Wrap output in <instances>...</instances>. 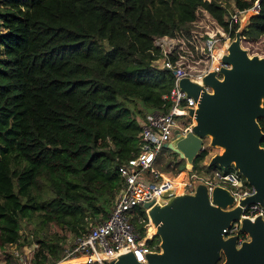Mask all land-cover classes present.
<instances>
[{
	"label": "trees",
	"instance_id": "obj_1",
	"mask_svg": "<svg viewBox=\"0 0 264 264\" xmlns=\"http://www.w3.org/2000/svg\"><path fill=\"white\" fill-rule=\"evenodd\" d=\"M232 1L239 11L260 1L246 28L234 25L242 48L260 53L264 0H0V261L15 264L6 249L31 245L25 222L38 228L33 264H52L64 233L80 236L108 218L142 122L169 108L174 77L155 41L190 35L201 12L229 31ZM174 159L167 173L177 177L187 169ZM143 215L144 224L134 220L141 243L159 251ZM47 229L57 233H39Z\"/></svg>",
	"mask_w": 264,
	"mask_h": 264
},
{
	"label": "water",
	"instance_id": "obj_2",
	"mask_svg": "<svg viewBox=\"0 0 264 264\" xmlns=\"http://www.w3.org/2000/svg\"><path fill=\"white\" fill-rule=\"evenodd\" d=\"M241 30L227 53L219 55L229 66L221 70L222 79L210 73L202 82H180L197 103L190 111L195 126L187 135L176 131L166 149L193 171L204 143L212 136L209 146L225 151L214 156L208 167L235 168L253 193L233 206L229 189L216 186L210 193L206 183L197 181L191 193L184 187L170 188L161 200L145 204L151 222L147 238L161 241L160 251L147 256L149 264H218L222 260V264H264V220L241 218L247 205L264 206V133L259 124L264 119V103L263 108L259 106V100L264 101V58L250 56L242 48ZM238 221L249 236L241 246L237 236L225 238V230ZM111 264L140 263L132 250H126Z\"/></svg>",
	"mask_w": 264,
	"mask_h": 264
},
{
	"label": "built area",
	"instance_id": "obj_3",
	"mask_svg": "<svg viewBox=\"0 0 264 264\" xmlns=\"http://www.w3.org/2000/svg\"><path fill=\"white\" fill-rule=\"evenodd\" d=\"M231 5L233 10L229 8L231 14L229 31L218 25L205 12H201L209 17L208 22L211 24V27L204 30V37L196 35V30L201 28L202 23L197 21L193 24L194 29L191 30L190 35L180 34L176 38L164 37L155 41V46L161 50L163 56L159 65L161 68L170 70L174 77V86L169 96L164 98L169 108L167 112L155 111L148 114L142 122L138 154L119 168L123 186L108 218L80 236L73 235L72 242L64 248L63 256L52 264H111L126 250H132L140 264H149L147 256L158 252L156 248H150L141 243L142 235L134 220L139 224H144L145 219L140 215L139 208L161 200L163 193L172 188L165 182V175L158 169V160L161 153L167 150L166 145L175 137L176 131L187 135L193 131L195 126L190 111L197 108V103L193 97L182 90L180 82L183 79L202 82L210 73H215L217 78L222 79L221 70L229 66L223 63L218 49L236 40L238 31L234 32V25L241 24V16L249 18L261 13L260 1L246 11L235 9L233 1ZM241 28L244 29L242 26ZM174 54L179 56L176 63L170 60V56ZM205 88L208 92H212L210 87L205 86ZM208 146L205 142L201 153L208 151ZM216 178L218 182L214 183L209 179L198 178L192 174L189 182L182 183L181 187L193 189L197 181L206 183L210 193L216 186L226 187L234 197L233 206L237 205L240 199H245L253 193L252 187L239 172L238 174L217 173ZM258 217L264 220V206L260 204L247 205L241 215L242 219L250 220ZM21 235L23 236L22 231ZM233 236L238 237V246L249 238L241 230L240 221L234 222L230 228L225 230V238ZM31 238L32 240L29 239L31 244L37 245L30 260L33 264L39 244L33 236ZM26 258V256H18L19 264L30 263ZM77 258H86V262L75 263Z\"/></svg>",
	"mask_w": 264,
	"mask_h": 264
},
{
	"label": "rangeland",
	"instance_id": "obj_4",
	"mask_svg": "<svg viewBox=\"0 0 264 264\" xmlns=\"http://www.w3.org/2000/svg\"><path fill=\"white\" fill-rule=\"evenodd\" d=\"M230 10H233V8L231 7ZM208 19L209 17L204 14V13H201L199 14V20L201 23L200 27L201 28H198L196 30V35L198 37H204V30L206 31L208 29V27H211V24L208 22ZM240 22H241V26L246 28V26L248 25V22H249V18L247 16H241L240 18ZM192 29H194V26H192ZM262 43V42H261ZM177 44V42H176ZM227 46H228V43H226L222 48H219L218 49V52H219V55H221L222 53H227ZM260 48L261 51L260 53H256L255 55L260 57V58H264V43L261 44L260 46H256V48ZM248 54L250 55L249 51H248ZM255 55H250V56H255ZM211 138H209L208 140H206V143H208V145H210L209 143L211 142L210 141ZM222 147L220 146H211L209 147L208 146V157L206 158V161L205 163H207V165H209L210 163V160L216 156V155H222L224 152L223 150L221 149ZM175 154L174 152L170 151V150H164L161 155H160V158L158 160V169L160 170V172H162L165 177L167 178V180H169L172 184H176L178 185L179 187H181L182 183H187V181L189 182L188 179H190L189 177V174H191L192 171H189V170H184L186 172H181L180 175H178L177 177L175 175H173V173H167V170H168V166H169V163L170 162H173L175 159ZM182 160V159H181ZM183 161V160H182ZM204 163V164H205ZM203 164V166L200 168L201 171H196L195 175L198 177V178H203V179H209L211 180L212 182L216 183L218 182V179L216 178V174L217 173H223V174H227L228 172L230 173H235V174H238L237 170L235 168H229V169H223V168H220V167H213L211 169H207L206 167H204L205 165ZM204 167V168H203ZM203 168V169H202ZM240 176V175H239ZM173 180V182L171 181ZM175 181V182H174ZM193 189L191 188H188L187 189V192L188 193H191ZM187 193V194H188ZM141 212H143L141 214ZM139 213L140 215H143L144 217H148V214L146 212V210L144 208H139ZM149 218V217H148ZM94 226H96V224H91V227L90 228H93ZM149 229V227H148ZM38 231V228L34 225H32L31 223H24V229L22 230V234H23V237H26V239H30L32 240V236L34 237V239H37L36 235H35V232ZM39 233L41 234H54V233H57L55 229H47L45 231H40ZM66 235V240H65V244H64V247L67 246L68 243L72 242L74 236L69 234V233H64ZM143 236V235H142ZM144 237V236H143ZM24 241V240H23ZM37 249V245L35 244H31V245H28L26 244L25 246H12V247H8L6 249V254L8 255H11L13 256V259H14V263H18V256L20 257H23V256H26L29 261L32 259L33 257V253L34 251H36ZM0 264H5L4 262L0 261ZM28 264H32L31 261L30 263Z\"/></svg>",
	"mask_w": 264,
	"mask_h": 264
},
{
	"label": "bare ground",
	"instance_id": "obj_5",
	"mask_svg": "<svg viewBox=\"0 0 264 264\" xmlns=\"http://www.w3.org/2000/svg\"><path fill=\"white\" fill-rule=\"evenodd\" d=\"M263 103H264L263 98H261V99L259 100V106H260L261 108H263ZM210 138H211V140L213 141L214 138H213L212 136H210ZM221 149L223 150V152L225 151V148H224V147H222ZM165 178H166V177H165ZM165 182L168 183V185H171L172 188H179L178 185H176V184H172L169 180H167V178H166ZM74 262H75V263H85V262H86V258H77Z\"/></svg>",
	"mask_w": 264,
	"mask_h": 264
},
{
	"label": "crops",
	"instance_id": "obj_6",
	"mask_svg": "<svg viewBox=\"0 0 264 264\" xmlns=\"http://www.w3.org/2000/svg\"><path fill=\"white\" fill-rule=\"evenodd\" d=\"M209 147H210V146H209ZM204 163H205V162H204ZM204 165H205L206 167H208L207 163H205ZM205 166H204V167H205ZM204 167H203V168H204ZM203 168H202V169H203ZM228 173H229V172H228ZM191 175H192V174H189V176H191ZM189 178H190V177H189ZM188 180H189V179H188ZM187 182H188V181H187Z\"/></svg>",
	"mask_w": 264,
	"mask_h": 264
}]
</instances>
